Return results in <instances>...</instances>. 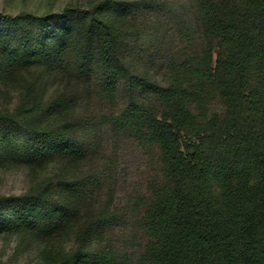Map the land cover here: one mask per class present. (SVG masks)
<instances>
[{
  "label": "trees",
  "instance_id": "obj_1",
  "mask_svg": "<svg viewBox=\"0 0 264 264\" xmlns=\"http://www.w3.org/2000/svg\"><path fill=\"white\" fill-rule=\"evenodd\" d=\"M8 92L0 235L38 264H264V0L0 14Z\"/></svg>",
  "mask_w": 264,
  "mask_h": 264
},
{
  "label": "rangeland",
  "instance_id": "obj_2",
  "mask_svg": "<svg viewBox=\"0 0 264 264\" xmlns=\"http://www.w3.org/2000/svg\"><path fill=\"white\" fill-rule=\"evenodd\" d=\"M87 0H0V14H42L61 10L67 5L84 6ZM17 93L0 94V109L13 106ZM131 172L137 161L131 162ZM130 172V174H131ZM30 185V176L25 167H0V195L21 194ZM40 244L18 234L0 235V263L38 264Z\"/></svg>",
  "mask_w": 264,
  "mask_h": 264
}]
</instances>
